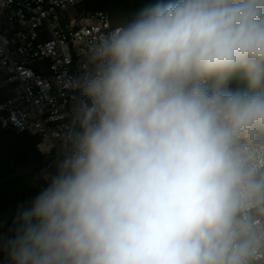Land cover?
I'll use <instances>...</instances> for the list:
<instances>
[{
	"label": "clouds",
	"instance_id": "9594fccd",
	"mask_svg": "<svg viewBox=\"0 0 264 264\" xmlns=\"http://www.w3.org/2000/svg\"><path fill=\"white\" fill-rule=\"evenodd\" d=\"M73 87L0 264H264V0H151Z\"/></svg>",
	"mask_w": 264,
	"mask_h": 264
},
{
	"label": "built area",
	"instance_id": "2783aa9c",
	"mask_svg": "<svg viewBox=\"0 0 264 264\" xmlns=\"http://www.w3.org/2000/svg\"><path fill=\"white\" fill-rule=\"evenodd\" d=\"M84 2L0 0V90L7 94L0 123L36 135L39 152L56 160L82 100L73 84L85 71L88 45L115 28L107 12L78 13Z\"/></svg>",
	"mask_w": 264,
	"mask_h": 264
},
{
	"label": "trees",
	"instance_id": "16d2710c",
	"mask_svg": "<svg viewBox=\"0 0 264 264\" xmlns=\"http://www.w3.org/2000/svg\"><path fill=\"white\" fill-rule=\"evenodd\" d=\"M151 0H85L86 11H104L113 27L130 20ZM235 86L234 84L232 85ZM7 98L0 90V101ZM38 137L27 132H16L0 126V233L7 239L14 233L18 213L30 206L42 191L44 180L40 172L48 167L55 174L61 160L51 159L37 150Z\"/></svg>",
	"mask_w": 264,
	"mask_h": 264
},
{
	"label": "rangeland",
	"instance_id": "374dc122",
	"mask_svg": "<svg viewBox=\"0 0 264 264\" xmlns=\"http://www.w3.org/2000/svg\"><path fill=\"white\" fill-rule=\"evenodd\" d=\"M83 11H86V9L83 7V5L81 6V7H79V9H78V13H82ZM0 126L2 127V125H1V123H0ZM3 128V127H2ZM3 129H5V128H3ZM38 150V149H37ZM38 152H39V150H38ZM40 153V152H39ZM41 154V153H40ZM41 155H43V154H41ZM43 156H45V155H43ZM45 157H47V158H50L51 159V163L52 162H55L56 161V159H53L52 157H48V156H45ZM48 167H46V168H44L41 172H40V177L44 180V183H43V185L41 186V189L43 190L45 187H47V178L48 177H51V173H49L48 172Z\"/></svg>",
	"mask_w": 264,
	"mask_h": 264
}]
</instances>
